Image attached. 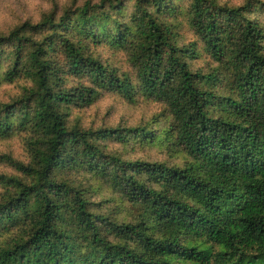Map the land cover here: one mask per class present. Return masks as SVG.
Returning a JSON list of instances; mask_svg holds the SVG:
<instances>
[{"label":"clouds","instance_id":"9594fccd","mask_svg":"<svg viewBox=\"0 0 264 264\" xmlns=\"http://www.w3.org/2000/svg\"><path fill=\"white\" fill-rule=\"evenodd\" d=\"M259 216L264 0H0V264H236Z\"/></svg>","mask_w":264,"mask_h":264},{"label":"trees","instance_id":"16d2710c","mask_svg":"<svg viewBox=\"0 0 264 264\" xmlns=\"http://www.w3.org/2000/svg\"><path fill=\"white\" fill-rule=\"evenodd\" d=\"M225 195H231V193H225ZM221 232H223V228H218V230L214 234L219 235ZM243 232L249 234H256L258 239L264 237V216H259L255 220L251 217L245 218ZM229 239H231V234H229ZM193 251L195 250L193 249ZM254 253V260L264 258V249H256ZM199 254L200 253H197V255ZM223 255L227 257L229 253L225 252ZM217 264H223V261H218ZM236 264H244V257H241L239 260H237Z\"/></svg>","mask_w":264,"mask_h":264},{"label":"rangeland","instance_id":"374dc122","mask_svg":"<svg viewBox=\"0 0 264 264\" xmlns=\"http://www.w3.org/2000/svg\"><path fill=\"white\" fill-rule=\"evenodd\" d=\"M255 253L251 251L244 256V264H264V258L254 260Z\"/></svg>","mask_w":264,"mask_h":264}]
</instances>
